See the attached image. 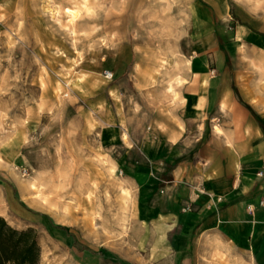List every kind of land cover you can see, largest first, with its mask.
<instances>
[{
	"label": "rangeland",
	"instance_id": "obj_1",
	"mask_svg": "<svg viewBox=\"0 0 264 264\" xmlns=\"http://www.w3.org/2000/svg\"><path fill=\"white\" fill-rule=\"evenodd\" d=\"M253 32L264 0H0V215L39 264H165L103 119L127 139L171 124L187 71L213 74L224 40L247 64Z\"/></svg>",
	"mask_w": 264,
	"mask_h": 264
},
{
	"label": "crops",
	"instance_id": "obj_2",
	"mask_svg": "<svg viewBox=\"0 0 264 264\" xmlns=\"http://www.w3.org/2000/svg\"><path fill=\"white\" fill-rule=\"evenodd\" d=\"M253 33L247 64L228 63L224 40L213 74L187 71L171 124L127 139L120 118L103 119L165 264H264V32Z\"/></svg>",
	"mask_w": 264,
	"mask_h": 264
},
{
	"label": "trees",
	"instance_id": "obj_3",
	"mask_svg": "<svg viewBox=\"0 0 264 264\" xmlns=\"http://www.w3.org/2000/svg\"><path fill=\"white\" fill-rule=\"evenodd\" d=\"M111 262L125 264L107 253ZM40 247L32 228L18 229L0 215V264H39Z\"/></svg>",
	"mask_w": 264,
	"mask_h": 264
},
{
	"label": "built area",
	"instance_id": "obj_4",
	"mask_svg": "<svg viewBox=\"0 0 264 264\" xmlns=\"http://www.w3.org/2000/svg\"><path fill=\"white\" fill-rule=\"evenodd\" d=\"M103 76L105 77V78H107V79H111L112 78V76H113V74H112V72L110 71V70H103ZM258 176H261L262 175V171L261 170H259V171H257V173H256ZM261 203H264V201H262ZM185 209H187V208H185Z\"/></svg>",
	"mask_w": 264,
	"mask_h": 264
}]
</instances>
